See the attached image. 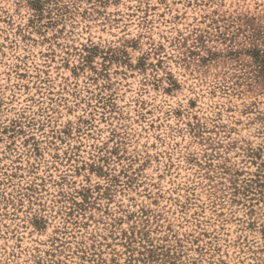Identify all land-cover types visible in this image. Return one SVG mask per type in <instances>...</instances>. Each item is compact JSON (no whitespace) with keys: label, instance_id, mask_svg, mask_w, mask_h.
I'll use <instances>...</instances> for the list:
<instances>
[{"label":"rangeland","instance_id":"obj_1","mask_svg":"<svg viewBox=\"0 0 264 264\" xmlns=\"http://www.w3.org/2000/svg\"><path fill=\"white\" fill-rule=\"evenodd\" d=\"M0 264H264V0H0Z\"/></svg>","mask_w":264,"mask_h":264}]
</instances>
